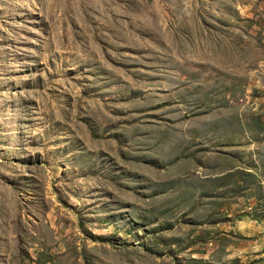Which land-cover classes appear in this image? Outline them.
<instances>
[{"label":"rangeland","instance_id":"1","mask_svg":"<svg viewBox=\"0 0 264 264\" xmlns=\"http://www.w3.org/2000/svg\"><path fill=\"white\" fill-rule=\"evenodd\" d=\"M0 264H264V0H0Z\"/></svg>","mask_w":264,"mask_h":264}]
</instances>
